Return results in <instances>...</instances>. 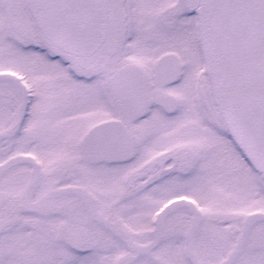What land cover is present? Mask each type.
<instances>
[{
    "label": "snow or ice",
    "instance_id": "1",
    "mask_svg": "<svg viewBox=\"0 0 264 264\" xmlns=\"http://www.w3.org/2000/svg\"><path fill=\"white\" fill-rule=\"evenodd\" d=\"M0 264H264V0H0Z\"/></svg>",
    "mask_w": 264,
    "mask_h": 264
}]
</instances>
